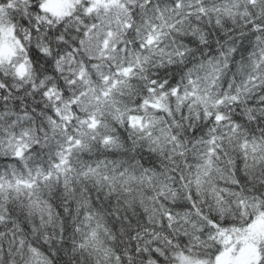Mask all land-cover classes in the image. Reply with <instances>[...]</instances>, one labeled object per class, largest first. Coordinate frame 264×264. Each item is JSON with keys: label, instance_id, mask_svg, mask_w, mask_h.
<instances>
[{"label": "snow or ice", "instance_id": "snow-or-ice-1", "mask_svg": "<svg viewBox=\"0 0 264 264\" xmlns=\"http://www.w3.org/2000/svg\"><path fill=\"white\" fill-rule=\"evenodd\" d=\"M67 2L68 0H47L44 8L51 12L53 17L62 18L66 15ZM231 8L229 0H225L219 7L211 8L206 5L205 0H90L86 12L92 15L94 22L85 26L83 35L91 42L93 34H99L100 30H103L102 45L88 56V60L92 62L90 67L96 70L99 77L100 87H95L91 80H85L89 65L83 60L79 62V71L74 73L72 78L64 79L58 86L45 87L42 80L39 82L41 91H36L37 85L33 83V96L42 95L51 106L33 100L35 109H41L39 116L35 118L44 125L41 129L42 135H37L35 128L22 124L19 134L10 135L6 147L0 143V151L10 156L4 171L0 172V221L5 219L6 213L15 215L16 204L25 209L28 216L39 215L42 223L46 215L51 221L50 205L41 198L38 189L48 188L51 191L52 187L63 183L67 192L74 176H91L96 177L97 182L107 181L114 184L116 177L105 174L109 161L85 159L93 146L97 145L98 138L100 143L115 145L119 139V136L115 135L116 132L127 138L131 131H138L153 145L152 151H156L158 147L162 150L163 145L171 143L176 154L183 156L184 136L178 137L171 126L165 127V121L157 119L153 113L171 116V100H175L178 110L180 106H188L185 103L188 101L198 109L195 120L206 123L190 124L193 131L189 143L192 145L196 171L193 180L185 183L182 198L191 201L190 207L195 209L200 218V224H193L192 227L197 231L208 232L212 250L210 258L207 253L177 251L173 256L175 264H264V200L253 198L249 204L241 193H232L239 197V204L246 209L251 207L252 211L251 214L245 212L249 218L242 225L229 227V224L235 225V221L225 219L223 223L220 222L221 217L228 211L223 200V192L226 190L217 188L211 181L213 171L220 173V169L215 167V161L226 143L237 142L245 159L251 157L253 160H264V126L257 136L258 129L252 123L256 117L251 108L246 109L244 115L247 116V121H243V116L229 114L220 107L224 100L238 105L239 95L229 96L225 93L214 101L210 95L200 92L197 80L189 78L187 85L190 87H185L182 86V80L178 81L175 75L166 71L151 77L143 75L144 65L150 62L153 54L168 57V63H172L173 54L162 46V42L171 33L182 32L188 21L206 16L209 11L227 15ZM252 36L255 37L254 44L252 37L244 35L238 46L228 50L234 59L240 58L239 64L235 65L237 72L244 77L236 87L239 94L249 92L251 86L264 77V29L256 28ZM79 45L80 47L75 49L77 52L82 48L85 52L93 51L92 48L84 47V39L79 40ZM47 51L45 49V52ZM116 52H122L124 55L117 57L113 55ZM145 52L148 54L145 55ZM5 54L11 56L12 49L5 51L3 43L0 42V59ZM176 54L183 56L184 53L177 49ZM53 55L56 57V70L62 71L60 63L63 56L59 52ZM31 58L38 70L42 64L43 72L53 71V60L48 59L46 55L33 50ZM101 61L106 62V65ZM196 68L205 70L206 73L217 71L209 62L207 68L203 64L194 65L186 75L191 77ZM29 71L27 64H20L16 68L21 77ZM179 71L183 73V69ZM77 80L83 81L87 87L77 92ZM141 81H147V84H141ZM228 87L231 89L232 84L229 83ZM136 92L142 93L136 101L137 107L121 109L118 97ZM62 98H65L63 103ZM214 107L218 110L213 111ZM35 109L21 111L20 103L17 102L16 112L13 114L17 115L19 121L31 122ZM106 111L111 113L112 121L119 122L123 129L130 131L126 134L123 129L114 128L106 116ZM189 111L191 112L192 108H189ZM184 134H188L187 128L184 129ZM185 163L188 167L193 166L187 161ZM245 167L248 165L245 164ZM157 175L154 168L145 167L139 177L129 169H124L120 178L124 184H130L133 181L151 182ZM180 179L184 177L181 176ZM232 182L237 183L235 180ZM192 183L196 185L198 196L207 193L215 199L218 215H203L202 209L193 199ZM22 196L26 198V204L21 200ZM169 196L175 200L178 193L161 181L153 203ZM82 203L88 207L87 200ZM160 206L164 207V204ZM182 208L184 205L176 204V209ZM144 210L150 211L148 205H144ZM151 211L155 212V208ZM191 215L188 211L168 209L163 213L162 219L171 228L181 218L185 223H189L188 218ZM152 218V215H149V221ZM84 220L87 230L79 241L74 235H69L68 229L61 227L58 230L61 240V247L57 249L59 264H72V260L79 259L85 249L100 253L106 259L109 257L111 250L104 248L102 239V234L109 233L108 225L101 216L91 212L85 214ZM115 228L116 224L113 223L112 230ZM80 231L79 227L74 229L76 233ZM128 235L131 238L130 232ZM123 248L124 251H121L120 247H117L120 254L114 257L115 260L123 259L124 264H135L138 246L133 244L131 252L127 251L128 245ZM30 251L32 264H47V257L42 252L35 248ZM158 253L162 254L160 249L153 250L154 255ZM149 264L154 262L149 260Z\"/></svg>", "mask_w": 264, "mask_h": 264}, {"label": "clouds", "instance_id": "clouds-1", "mask_svg": "<svg viewBox=\"0 0 264 264\" xmlns=\"http://www.w3.org/2000/svg\"><path fill=\"white\" fill-rule=\"evenodd\" d=\"M229 2L232 5L229 14L209 11L206 16L188 21L182 32L171 33L162 42V46L173 54L172 63H168V57L153 54L150 62L144 65L143 75L151 77L166 71L170 75H175L178 81L182 80V86L185 87H190L187 85L189 78L197 80L200 92L210 95L214 101L223 97L225 93L229 96L239 95L238 105L230 100H224L220 107L229 114L243 116V121H247V116L244 115L246 109L251 108L256 117L252 123L258 129L256 135L259 136L264 126V77L257 80L249 92L237 93L236 87L244 77L235 67L239 64L240 58L234 59L228 50L238 46L244 35L252 37V42L255 43L252 32L256 28L264 29V0ZM46 3L47 0H0V42L3 43L5 51L8 48L12 49L11 56L5 54L0 59V114L7 113L0 115V143L5 147L11 134H19L22 124L35 128L36 134L42 135L41 129L44 125L35 118L39 116L41 109H35L33 100L40 101L42 105L51 104L42 95L33 96L34 82L37 85L36 91H41L39 82L42 80L45 87L58 86L64 79L72 78L74 73L79 71V62L83 60L89 65L85 80H91L95 87H100L99 77L96 70L90 67L92 62L88 60V56L102 45L103 30H100L99 34H93L91 42L83 35L85 26L94 22L92 15L86 12L90 0H68L65 6L66 15L62 18L53 17L51 12L44 8ZM205 3L210 8L219 7L225 0H205ZM81 39L85 40L84 47L92 48V52H85L83 48L79 52L75 51L80 47ZM45 49L48 51L45 52ZM177 49L184 53L183 56L176 54ZM33 50L53 60V71L43 72L42 64L40 70L37 69L31 58ZM56 52L63 56L60 63L62 71L56 70V57L53 55ZM113 55L122 57L124 54L116 52ZM209 62L216 67V72L206 73L205 70L196 68L192 71L191 77L186 75L194 65L203 64L207 68ZM101 63L106 65L104 61ZM20 64H27L30 69L24 77L16 72ZM179 69H183V73ZM105 70L107 71V67ZM140 83L146 85L147 81ZM229 83L232 84L231 89L228 87ZM86 87L83 81L77 80L75 86L77 92ZM141 95L142 93L136 92L119 96L121 109L136 108V101ZM64 99H61V103ZM17 102L20 103L21 111L35 109L31 122L19 121L17 115L13 114L16 112ZM170 103L171 116L155 113L153 115L165 121V127L171 126L178 137L184 136L183 156L176 154L171 143L163 145L162 150L158 147L156 151H152L153 145L138 131H131L127 138L116 132L115 135L119 136V139L115 145L100 143L98 138L97 145L93 146L85 159L109 161L105 174L116 177L114 184L107 181L97 182L96 177L74 176L67 192L63 183L52 187L51 191L48 188L38 189L41 198L50 205L51 221L46 215L43 223L39 215L28 216L26 210L19 204L14 205L15 215L6 213L5 219L0 221V264H32L30 251L32 248L38 249L47 257V264H59L60 256L57 249L61 247V240L58 230L61 227L68 229L69 235H74L79 241L87 230L84 216L88 212L101 216L108 225L109 233L102 234V239L104 248L111 251L106 259L100 253L85 249L79 259L72 260V264H124L123 259L116 261L114 258L120 254L117 247L124 251L123 246L128 245L127 251L131 252L133 244L139 249L135 264H149V260L154 264H175L173 256L177 251L207 253L210 258L212 241L208 238V232L197 231L192 227L193 224H200V218L196 215L195 209L190 207L191 201L182 198L185 183L193 180L196 171L194 166L196 161L193 158L192 145L189 143L193 131L190 124L206 121L195 120L198 109L193 107L191 102L186 101L188 106H180L179 110L174 99ZM189 108H192L191 112ZM212 110L218 109L214 107ZM106 116L114 128L123 129V125L111 120L110 112L106 111ZM186 128L188 134L185 136ZM123 131L127 134L130 130ZM9 161L10 156L0 151V172L4 171ZM185 161L193 166H186ZM245 164L248 167H245ZM145 167L154 168L158 173L151 182L133 181L130 184L122 182L120 173L124 169H129L139 177ZM215 167L220 169V173L213 171L211 181L217 188L226 190L223 192V200L224 207L228 210L220 222L223 223L227 219L235 221V225L229 224V227L240 226L249 218L245 212L251 214L252 209L251 207L246 209L239 204V197L232 193H241L249 204L253 198L264 200V160H253L251 157L245 159L237 142L234 141L224 145L219 158L215 161ZM181 176L184 179H180ZM233 180L237 183L234 184ZM161 181L178 193L175 200L169 196L153 203ZM191 191L203 215L219 214L215 199L210 194L198 196L195 183L191 184ZM21 200L27 203L25 197L22 196ZM83 200L88 201V207L83 205ZM177 203L184 205V208L176 209ZM161 204H164V207H161ZM144 205H148L149 212H145ZM153 208L155 212L151 211ZM168 209L191 212L189 223H185L181 218L169 228L162 219L163 213ZM149 215L153 217L151 221L148 219ZM113 223L116 224L115 230H112ZM76 227L81 231L74 232ZM129 232L132 234L131 238ZM154 249H160L162 254L154 255ZM77 251L79 253V249Z\"/></svg>", "mask_w": 264, "mask_h": 264}]
</instances>
